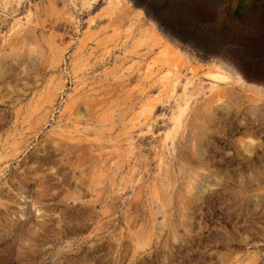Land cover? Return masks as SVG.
<instances>
[{"label": "rangeland", "instance_id": "1", "mask_svg": "<svg viewBox=\"0 0 264 264\" xmlns=\"http://www.w3.org/2000/svg\"><path fill=\"white\" fill-rule=\"evenodd\" d=\"M178 2L0 0V264H264V8Z\"/></svg>", "mask_w": 264, "mask_h": 264}, {"label": "crops", "instance_id": "2", "mask_svg": "<svg viewBox=\"0 0 264 264\" xmlns=\"http://www.w3.org/2000/svg\"><path fill=\"white\" fill-rule=\"evenodd\" d=\"M179 1H191V0H179ZM262 8H264V0H221V3L218 5L217 11L219 15L225 14L229 19V17L231 18L238 16V14H240L242 11H258ZM135 10L143 12L142 9L139 8ZM152 22L155 23V21Z\"/></svg>", "mask_w": 264, "mask_h": 264}, {"label": "bare ground", "instance_id": "3", "mask_svg": "<svg viewBox=\"0 0 264 264\" xmlns=\"http://www.w3.org/2000/svg\"><path fill=\"white\" fill-rule=\"evenodd\" d=\"M98 0H92V2H96ZM119 1V0H118ZM154 34L161 39V37L158 35L157 32H154ZM170 45V44H169ZM167 49H168V54H172V56H180V53L179 52H176L175 50H173L171 47L167 46ZM178 58V57H177ZM208 78L210 77L211 79H215V80H220V81H226V80H229V77L227 75V73L222 70V69H219L217 71H214V72H209L208 74Z\"/></svg>", "mask_w": 264, "mask_h": 264}, {"label": "trees", "instance_id": "4", "mask_svg": "<svg viewBox=\"0 0 264 264\" xmlns=\"http://www.w3.org/2000/svg\"><path fill=\"white\" fill-rule=\"evenodd\" d=\"M185 2H187V1H180V2H178V4L183 5V3H185ZM160 27H161L163 30H165L170 36L175 37V34H174L170 29H167L165 26H160ZM176 38H179V36L176 35ZM180 40H182V39H180Z\"/></svg>", "mask_w": 264, "mask_h": 264}]
</instances>
